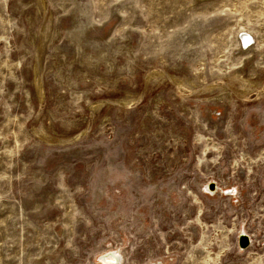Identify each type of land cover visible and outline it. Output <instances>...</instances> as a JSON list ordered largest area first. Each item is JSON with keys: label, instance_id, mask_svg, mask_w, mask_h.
I'll return each mask as SVG.
<instances>
[{"label": "rangeland", "instance_id": "rangeland-1", "mask_svg": "<svg viewBox=\"0 0 264 264\" xmlns=\"http://www.w3.org/2000/svg\"><path fill=\"white\" fill-rule=\"evenodd\" d=\"M113 252L264 264V0H0V264Z\"/></svg>", "mask_w": 264, "mask_h": 264}, {"label": "bare ground", "instance_id": "bare-ground-1", "mask_svg": "<svg viewBox=\"0 0 264 264\" xmlns=\"http://www.w3.org/2000/svg\"><path fill=\"white\" fill-rule=\"evenodd\" d=\"M243 236H245V238L247 240H242L241 241V244H244L245 242H249V237L247 234H244ZM240 243V241H239ZM241 247V245H240ZM242 248V247H241ZM102 260V259H101ZM120 262V256L113 252V253H110V254H107L105 257H104V262L103 264H118Z\"/></svg>", "mask_w": 264, "mask_h": 264}, {"label": "water", "instance_id": "water-1", "mask_svg": "<svg viewBox=\"0 0 264 264\" xmlns=\"http://www.w3.org/2000/svg\"><path fill=\"white\" fill-rule=\"evenodd\" d=\"M242 240H247V239L245 238V236L240 237V245H241V247H243V246H245V248L248 247L249 246V242H245L244 244H241Z\"/></svg>", "mask_w": 264, "mask_h": 264}]
</instances>
